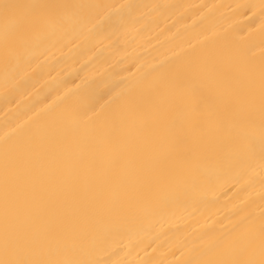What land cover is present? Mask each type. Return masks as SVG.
I'll return each mask as SVG.
<instances>
[{
  "label": "bare ground",
  "instance_id": "6f19581e",
  "mask_svg": "<svg viewBox=\"0 0 264 264\" xmlns=\"http://www.w3.org/2000/svg\"><path fill=\"white\" fill-rule=\"evenodd\" d=\"M0 264H264V0H0Z\"/></svg>",
  "mask_w": 264,
  "mask_h": 264
}]
</instances>
